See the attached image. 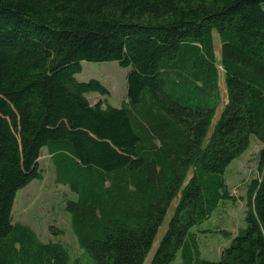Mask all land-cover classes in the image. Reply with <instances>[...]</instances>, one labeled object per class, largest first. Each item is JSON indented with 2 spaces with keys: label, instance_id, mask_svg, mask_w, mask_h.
<instances>
[{
  "label": "trees",
  "instance_id": "16d2710c",
  "mask_svg": "<svg viewBox=\"0 0 264 264\" xmlns=\"http://www.w3.org/2000/svg\"><path fill=\"white\" fill-rule=\"evenodd\" d=\"M264 0H0V264H69L13 206L47 152L66 210L94 264H264V148L247 183L245 225L218 261L193 228L224 198L223 176L255 136L264 143ZM221 43L215 52L214 34ZM131 67L121 107L79 81L81 62ZM220 63V65H219ZM226 102L222 104L220 69Z\"/></svg>",
  "mask_w": 264,
  "mask_h": 264
},
{
  "label": "rangeland",
  "instance_id": "374dc122",
  "mask_svg": "<svg viewBox=\"0 0 264 264\" xmlns=\"http://www.w3.org/2000/svg\"><path fill=\"white\" fill-rule=\"evenodd\" d=\"M214 43L215 52L219 58L221 43L216 33L214 34ZM81 65V71L75 74L77 80L88 82L92 79H96L109 91V93L104 96L98 93H87V97H89L90 101L94 104L102 100L104 102L103 106L109 104L114 107H121L123 102L127 100L126 77L131 67H123L118 61H83ZM219 69L222 104L213 120L211 129H213L217 123L226 100L224 73L221 66H219ZM251 151L252 148L241 158H248L249 156L245 164V169L243 170L245 174L252 165L256 167L254 161L257 162V164L260 161V150L257 151V158H253V160H251L252 157L248 154ZM235 165L236 164H233L232 167ZM40 168L42 169V176L31 180L28 185L17 192L13 206L14 221L22 222L30 226L44 242H62L67 247L71 256L69 264H94L92 258L80 248L77 238L71 228L70 215L66 210V200L75 199L76 196L67 185L57 184L55 182L54 171L45 150L40 158ZM238 169H242V167H238ZM238 188L239 186H232L230 188V192L235 199H222L211 216L193 228L194 241L197 244L202 259L218 261L222 250L228 246L231 238L237 234L238 229L245 225V209L247 203L241 204V202L237 201L241 195ZM177 201L178 200L175 199L171 203L144 264L150 263V259L155 252L158 242L167 230ZM226 232L232 233V237L227 235ZM170 264H182L180 255Z\"/></svg>",
  "mask_w": 264,
  "mask_h": 264
},
{
  "label": "crops",
  "instance_id": "0c3cea01",
  "mask_svg": "<svg viewBox=\"0 0 264 264\" xmlns=\"http://www.w3.org/2000/svg\"><path fill=\"white\" fill-rule=\"evenodd\" d=\"M251 148H252V151L248 154L252 157L251 160H253V158H257V155H258L257 151L259 150L261 151L264 148V143L259 141L255 136H252L249 148L240 157L232 161V163L228 166L223 176L225 185L228 186L229 188V192L232 186H236V187L239 186L238 189L240 191L239 190L238 191L240 192L241 195L237 201L241 202V204L246 203L247 183L253 178L260 177V175L262 174L259 170L262 160H260L258 164L257 162L254 161V164H256V167L252 165L253 167L251 166V168L246 174L243 171L245 169V164H246V161L249 159V156L248 158L247 157L243 159L241 158L242 156H245L244 154H246V152H249ZM233 164H236V165L232 167ZM238 167L240 168L242 167V169H238ZM263 169H264V165H263Z\"/></svg>",
  "mask_w": 264,
  "mask_h": 264
}]
</instances>
